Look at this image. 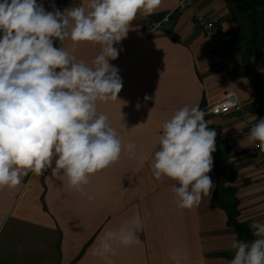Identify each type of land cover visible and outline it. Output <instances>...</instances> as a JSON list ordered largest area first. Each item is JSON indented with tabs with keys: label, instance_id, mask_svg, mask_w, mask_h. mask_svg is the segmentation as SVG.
<instances>
[{
	"label": "crops",
	"instance_id": "obj_1",
	"mask_svg": "<svg viewBox=\"0 0 264 264\" xmlns=\"http://www.w3.org/2000/svg\"><path fill=\"white\" fill-rule=\"evenodd\" d=\"M248 1L190 0L153 31H148L150 22L172 11L178 0H161L149 16L137 14L126 38L114 44L122 49L118 58L109 61L119 70L122 90L117 100L97 105L123 143L136 145L137 157L122 154L118 162L92 175L84 186L95 196L91 202L70 188L66 177L52 176L51 169L39 176L30 172L14 189L0 188V264H173L170 256L177 249L182 264H229L237 236L224 211L211 202L215 185L197 207L180 209L172 191L178 183L166 177L156 180L151 161L159 149L163 123L183 106L202 109L234 92L243 107H251L255 92L241 58L246 33L264 34V0L258 1L254 12L243 9ZM37 4L45 11H64L86 0H37ZM195 12L213 19L229 37L221 45L228 61L224 69L217 67L211 54V40L195 26ZM54 46L64 47L90 66L100 52L98 45H74L68 38L54 41ZM256 72L264 84V42ZM145 95L151 99L145 101ZM208 118L229 150V170L235 177L225 186L234 188L237 222L248 228L254 221L264 222V174L259 158L251 153L243 122L234 115ZM208 175L215 184L213 169ZM137 214L143 221L139 242L116 246V255L107 259L94 254L103 232ZM249 233L247 242L254 239L250 228Z\"/></svg>",
	"mask_w": 264,
	"mask_h": 264
},
{
	"label": "clouds",
	"instance_id": "obj_2",
	"mask_svg": "<svg viewBox=\"0 0 264 264\" xmlns=\"http://www.w3.org/2000/svg\"><path fill=\"white\" fill-rule=\"evenodd\" d=\"M160 3L86 0L64 11H45L37 0H0V188L14 189L30 172L39 176L51 169L52 176L66 177L68 186L91 202L95 196L84 186L92 175L122 154L137 157L136 145L123 143L97 105L117 100L123 87L118 68L109 62L122 51L114 44L126 38L138 13L149 16ZM66 38L74 45L100 47L91 66L54 46ZM205 115L198 105L175 111L162 125L151 161L156 180L166 177L178 183L172 191L180 209L197 207L215 185L208 173L217 132L208 127ZM247 139L264 153V118L251 126ZM142 224L137 214L103 232L94 254L107 259L116 255V246L139 242ZM249 228L254 239H234L229 264H264V222L254 221ZM170 259L182 264L183 255L177 249Z\"/></svg>",
	"mask_w": 264,
	"mask_h": 264
},
{
	"label": "trees",
	"instance_id": "obj_3",
	"mask_svg": "<svg viewBox=\"0 0 264 264\" xmlns=\"http://www.w3.org/2000/svg\"><path fill=\"white\" fill-rule=\"evenodd\" d=\"M259 0H249L243 9L249 8L252 12L255 10L256 4ZM254 13L248 15L249 20L253 21ZM263 43L259 44V37L257 32L250 31L248 39L244 43V50L242 53V66L244 75L250 82L254 89V100L249 108L259 119L264 118V84L256 72L257 59L261 54ZM263 157H264V153ZM213 171L216 174L215 188L211 197V202L224 211L226 215V223L231 226L239 240H248L250 233L249 228L245 224H239L236 220L238 215L237 200L234 197V188L225 186L231 182L234 177V171L229 170L226 174H219L217 165L213 164Z\"/></svg>",
	"mask_w": 264,
	"mask_h": 264
},
{
	"label": "built area",
	"instance_id": "obj_4",
	"mask_svg": "<svg viewBox=\"0 0 264 264\" xmlns=\"http://www.w3.org/2000/svg\"><path fill=\"white\" fill-rule=\"evenodd\" d=\"M190 5V0H178L175 8L172 11L165 13L160 19L152 20L149 24L148 31L157 29L161 24L167 23L173 11L180 10ZM193 21L200 33L211 40V54L216 61L217 67L224 69L228 61L224 56L221 45L225 43L229 37L223 35L217 23L205 15L195 12ZM207 117L234 115L243 122V130L249 133L251 126L257 122V116L249 109L243 107L234 92L225 94L218 101L208 104L202 108ZM256 117V121L253 117ZM251 153L259 158V167L264 174V157L260 150L251 146Z\"/></svg>",
	"mask_w": 264,
	"mask_h": 264
},
{
	"label": "rangeland",
	"instance_id": "obj_5",
	"mask_svg": "<svg viewBox=\"0 0 264 264\" xmlns=\"http://www.w3.org/2000/svg\"><path fill=\"white\" fill-rule=\"evenodd\" d=\"M258 34L259 37V44L264 42V34ZM249 32L246 33V37H248ZM205 121L208 124V127L211 129H215V131L217 132V137H216V151L212 153L213 156V164L217 165L218 167V173L221 174H226L229 169H231L230 164L228 162V148L227 146L224 144V141L222 140V138L219 136V132L217 130V128H215L214 126H212V124H210V120L207 116H205ZM244 132V131H243Z\"/></svg>",
	"mask_w": 264,
	"mask_h": 264
}]
</instances>
